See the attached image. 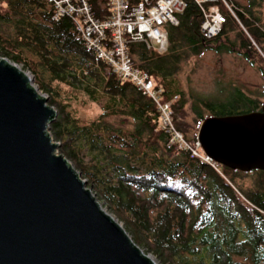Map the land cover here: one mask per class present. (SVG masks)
Instances as JSON below:
<instances>
[{
  "label": "trees",
  "instance_id": "16d2710c",
  "mask_svg": "<svg viewBox=\"0 0 264 264\" xmlns=\"http://www.w3.org/2000/svg\"><path fill=\"white\" fill-rule=\"evenodd\" d=\"M226 1L237 19L218 0L226 22L214 38L201 31V7L187 0L178 25L167 27L165 52L143 42L130 45L134 66L164 88L174 124L189 141L209 116L195 108L194 122L187 120L188 100L174 82L184 61L207 50L237 52L252 62L256 55L264 75V16L258 10L264 0ZM53 14L47 2L0 0V54L29 70L49 105L57 106L48 133L95 196L159 264H264V171L217 169L179 149L161 126L156 103L98 60L72 19L54 20ZM72 100L100 105L99 112L83 120ZM202 104L224 116L257 111L264 102L235 88L224 101Z\"/></svg>",
  "mask_w": 264,
  "mask_h": 264
},
{
  "label": "water",
  "instance_id": "95a60500",
  "mask_svg": "<svg viewBox=\"0 0 264 264\" xmlns=\"http://www.w3.org/2000/svg\"><path fill=\"white\" fill-rule=\"evenodd\" d=\"M57 114L24 70L0 59V264H157L56 153ZM197 137L219 165L264 171V104L208 117Z\"/></svg>",
  "mask_w": 264,
  "mask_h": 264
},
{
  "label": "built area",
  "instance_id": "2783aa9c",
  "mask_svg": "<svg viewBox=\"0 0 264 264\" xmlns=\"http://www.w3.org/2000/svg\"><path fill=\"white\" fill-rule=\"evenodd\" d=\"M31 1L49 3L54 9V20L64 17L72 19L86 48L95 52L97 59L106 63L119 78L132 81L141 92L156 103L162 127L173 134V142L180 148L185 144L184 149H190L195 156L201 157L218 169V163L205 152L188 148L182 133L174 124V111L171 102L165 100L164 88L156 83L148 71L135 67L131 57L130 45L133 42L146 43L149 47H156L160 52L168 49L167 27L178 25L177 14L186 8L187 0ZM195 1L203 13L201 24L203 35L207 38L218 36L226 22L218 0ZM221 1L237 19L227 1ZM205 3L211 5L206 8ZM0 59L12 63L1 55ZM198 145H201L200 142Z\"/></svg>",
  "mask_w": 264,
  "mask_h": 264
},
{
  "label": "rangeland",
  "instance_id": "374dc122",
  "mask_svg": "<svg viewBox=\"0 0 264 264\" xmlns=\"http://www.w3.org/2000/svg\"><path fill=\"white\" fill-rule=\"evenodd\" d=\"M237 1L243 5H246L249 3L250 0ZM258 10H261L264 16V5L261 8L259 7ZM241 29L243 30L244 34L248 37V39L252 42V45L258 48L252 37L248 34L245 28L242 27V25ZM252 60L253 62L249 59H246L244 56L237 52L228 53L218 52L215 50H207L199 56H192L187 61H184L182 63L181 70L174 76V82L176 84L177 89L184 91L185 96L188 100V104L186 107V110L188 112L187 120L191 123L194 122V119L196 117L194 112L195 108H197L198 110H202L203 114L206 116H213L211 112L205 110L202 101H224L228 98V96L235 88H241L246 94L258 98L261 102H264V75L260 70L261 65L257 56L252 55ZM18 66L30 76V78L32 79L33 86L35 88H38V92L44 97H46L49 101L50 96L39 89V87L35 83V77L33 76V74L27 71V69H24L22 65L18 64ZM71 104V109L76 110L77 115L80 116L83 120L89 119L96 112L98 113L100 107V105L97 104L83 103L74 100H72ZM53 107L57 109L56 105ZM127 121L128 123H130V120L127 119ZM199 129L200 127L198 128V133ZM193 132L194 131H192V133L190 134L191 136L193 135ZM197 136L195 141H189L185 139L189 146L188 148H192L204 153L202 146L198 145L199 140ZM56 143L58 144L56 153L62 155L59 150L60 143ZM182 146L184 147L180 148V146L178 145V148L184 149L185 144H183ZM87 187L91 189L88 182ZM98 201L102 208L109 214H111L125 228L124 224L109 209L107 204L102 200L98 199ZM142 249L146 253V249ZM147 254L150 255L152 259L156 261L157 264H159L158 260L154 255H152L151 253Z\"/></svg>",
  "mask_w": 264,
  "mask_h": 264
}]
</instances>
